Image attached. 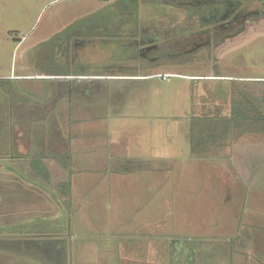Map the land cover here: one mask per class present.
<instances>
[{
  "label": "crops",
  "instance_id": "0c3cea01",
  "mask_svg": "<svg viewBox=\"0 0 264 264\" xmlns=\"http://www.w3.org/2000/svg\"><path fill=\"white\" fill-rule=\"evenodd\" d=\"M64 1L79 0H0V26L9 28L11 19H31V10H42ZM114 1L107 0L106 5ZM146 1L141 0V9L147 6ZM191 1L194 0H169L167 5L186 11ZM21 44L22 39L15 44L9 71L0 78V264L79 263L93 250L99 251L101 258L107 257V251H118L120 264H157L158 257L163 255L168 256L170 264H175L177 259L184 260V264H208L210 259L216 264H264V139L243 148L244 154H251V179L241 182L242 187L247 181L251 185V191L248 189L249 193L244 195L251 196V212L244 210L245 207L235 212L223 228L209 229L203 218L194 223L188 217L191 232L174 233V240L162 248L158 239L152 237L144 241L137 237L149 234L141 228L149 223L147 228L150 225L154 228V223L159 224L158 218L137 222L136 230L124 231L121 223L115 224L106 228L108 237L103 242L90 234L81 235L89 224L85 220L92 217L79 210L80 189L98 181L111 183L112 190L106 196L117 202V186L127 185L137 172L138 177L148 173L146 186L153 188L155 183L159 184L158 171L161 170L159 143L154 145V130L146 127L145 132L140 129L138 133L139 130L129 125L133 120L123 109L128 104L95 100L93 93L97 89L92 86L77 88L63 82L65 76L113 77L118 76L116 73H65L56 66L49 67V62L43 59L46 52L35 54L38 62L28 63L22 60L33 56L28 57L25 51L19 54ZM165 74L191 82L212 79L214 75L216 80H264L251 75L230 78L197 71L185 75L174 69ZM156 77H160V72L152 70L137 75L136 81ZM12 81H29L31 85ZM192 85L184 93L188 99L192 97ZM132 88L131 91L142 90L145 86L137 84ZM114 89L107 86L105 92ZM1 90L6 93V99L1 96ZM188 90L191 96L185 95ZM185 97L179 101V109L190 116L195 105L191 100L184 102ZM117 119L127 126L120 135L115 134L114 126L120 124H115ZM190 126L191 120L188 131H182L179 136L180 153L186 154V148L194 152ZM256 132L264 130L251 133ZM233 135L234 132L229 133L227 138L232 139ZM222 137L225 136L220 135V139ZM171 148L174 153V145Z\"/></svg>",
  "mask_w": 264,
  "mask_h": 264
},
{
  "label": "rangeland",
  "instance_id": "374dc122",
  "mask_svg": "<svg viewBox=\"0 0 264 264\" xmlns=\"http://www.w3.org/2000/svg\"><path fill=\"white\" fill-rule=\"evenodd\" d=\"M135 1L141 5V0ZM168 1H153L155 3L154 9L159 8L160 34L162 36L170 35L169 31L174 25L179 30L188 31L192 26L186 24V12L168 6ZM241 1L247 3L245 0ZM71 2L64 1L62 4L46 6L42 10H31V19L19 20L14 18L10 20L9 28L0 26V78L8 73L12 52L20 39H22V44L21 48L18 49L19 54L25 51L28 57L33 56V58L22 60L19 55L18 61L38 62V59H34L35 54L51 50L58 37L56 33L67 28L69 23L78 20V18L92 20L107 15L104 10L99 11L106 9L107 0ZM145 3L147 6L143 5V17L150 22L155 11H152V6L148 5L152 3L151 0H147ZM258 4L261 3L250 4L249 10L260 6ZM244 29L243 32L238 31V34L240 33L238 36L211 53L200 50L194 54L167 58L161 61L158 68L153 70V72H160V77L153 80L115 81L110 85L115 88L113 92L108 90L105 92V86L96 87L97 92L93 93L95 100L123 101L128 104L123 109L133 120L129 121V125L134 128L133 130H139L138 133L143 130L145 132L146 127L154 130L153 142L154 145L159 143V166L161 170L158 171L159 184L155 183L153 188L146 186L149 179L148 173L141 174L140 179L138 172L134 173L133 178L128 180L130 185H123L122 188L117 186V202H113L111 196H106L112 190L111 183L98 181V184L91 183L82 187L79 191V210L87 217L91 216L92 219L85 220L86 223H89L87 225L88 230H82L81 235L90 234L98 241L103 242V239L108 237L106 228L109 229L115 224L121 223L124 231L136 230L137 222L158 218L159 224L154 223V228H151L152 225L147 228L150 223L141 228L149 234L137 237L144 241L152 237L158 239L162 248L174 240V233L186 234L183 230L191 232L188 217L194 223L203 218V221L207 222L206 226L213 229L215 227L223 228L230 221V217L244 207V210L251 212V196H244L251 191V185L248 182L251 179V161L249 163L251 154H244L243 148L251 146L256 140L263 141L264 132H251L264 129L255 127L254 130L251 126H245L240 130L235 129V131L230 132L235 133L234 138H227L228 133L223 137L225 139L221 138L216 141L219 142L217 146L215 143H211L198 152L191 153L190 149L186 148L185 154V152L180 153V149L177 148L180 144L181 132L188 131L189 120L192 122L193 117H197V115L217 118L229 116L232 82L236 79L216 80L214 75L212 79L206 78L191 82L175 75L169 77L165 74L174 69L185 75L197 71L202 74L219 73L230 78H238L242 75L264 78V22L251 24L250 20ZM66 32L64 31V33ZM183 41L184 43L181 45L176 44V48L178 46L181 48L183 44H185V48L193 43L191 40L190 43H185L187 40ZM144 68L143 72H152L149 68L147 70L146 66ZM12 82L31 85L29 81ZM12 82L11 84H13ZM47 84L50 82L47 81ZM137 84H142L145 88L131 91L132 87ZM191 85L193 93L191 99H188L184 93ZM77 88L80 86L78 85ZM4 95L6 93L1 90V96L6 99L7 96ZM185 95L191 96L190 90ZM183 97H185L184 102L191 100L195 105L190 115L191 118L185 116L183 110L179 109V101H183ZM115 124H118L114 126L117 128L115 130L116 135H120L127 127L121 119H117ZM238 131L241 133L236 134ZM228 140L230 141L228 142ZM173 145L175 154L171 152ZM155 179L156 175H154ZM165 180L168 181L164 183ZM242 180H248V183L245 182V187L241 186L243 185ZM248 189H250L249 192ZM239 190V193L233 192ZM241 200L243 202H240ZM178 236L183 237L184 235ZM106 253L107 257L101 258L99 256L101 253L93 250L85 256V260L79 263L73 261L72 264H120L118 251H107ZM182 257L185 258L186 255L182 253ZM213 262L210 259L208 264H216ZM157 264H170V260L168 256H159ZM175 264H184V260L177 259Z\"/></svg>",
  "mask_w": 264,
  "mask_h": 264
},
{
  "label": "flooded vegetation",
  "instance_id": "af4514ba",
  "mask_svg": "<svg viewBox=\"0 0 264 264\" xmlns=\"http://www.w3.org/2000/svg\"><path fill=\"white\" fill-rule=\"evenodd\" d=\"M245 1L247 3L241 0L191 1L185 17L186 24L192 27L187 31L174 25L170 35L162 36L159 8L154 9L153 3L155 14L149 22L144 19L140 4L135 0H116L105 6L106 9L99 10L106 12L104 17L78 19L56 33L58 37L53 48L45 51V60L49 61V67L56 66L65 73L86 71L118 75L63 77V82L70 87L90 85L97 89L98 86L106 88L115 81L137 80V75L145 70L144 66L147 70H155L167 58L194 54L200 50L211 53L238 36V31L243 32L250 20L251 24L264 22V0ZM254 2L262 5L249 10V5ZM183 40L193 43L185 48V44L176 48L175 45H181ZM127 74L136 77L128 78Z\"/></svg>",
  "mask_w": 264,
  "mask_h": 264
},
{
  "label": "trees",
  "instance_id": "16d2710c",
  "mask_svg": "<svg viewBox=\"0 0 264 264\" xmlns=\"http://www.w3.org/2000/svg\"><path fill=\"white\" fill-rule=\"evenodd\" d=\"M245 126L264 129V80H235L232 82L229 116L193 117L191 122L193 151L198 152L204 146L219 143L216 141L220 139V135L226 136L231 131L243 129ZM222 139L225 138L222 137Z\"/></svg>",
  "mask_w": 264,
  "mask_h": 264
}]
</instances>
